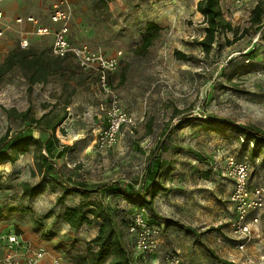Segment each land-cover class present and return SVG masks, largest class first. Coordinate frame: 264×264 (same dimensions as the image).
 <instances>
[{
  "label": "rangeland",
  "instance_id": "1",
  "mask_svg": "<svg viewBox=\"0 0 264 264\" xmlns=\"http://www.w3.org/2000/svg\"><path fill=\"white\" fill-rule=\"evenodd\" d=\"M198 1L108 0L104 7L98 0H67L69 40L117 59L111 84L135 124L132 133L123 129L113 147L97 149L92 142L104 126L105 115L99 107L106 102L95 72L80 70L68 57L57 60L44 82L29 85L27 71L18 66L0 75V137L5 132L15 134L27 124L8 117L6 110L28 108L31 117L46 114L51 122L66 112L51 151L53 162L64 165L63 178L69 185L92 188L119 182L124 188L138 189L151 184L145 167L157 168L153 182H159L160 190L151 205H144V217L154 230L158 251H137L134 235L128 234L132 264H168L170 254L186 264L264 263L263 222L243 250L236 247L230 229L235 217L229 200L233 186L222 175L227 156L248 153L253 185L261 178L263 155L253 163L241 145V134L204 122L228 119L264 132V24L258 30L250 25V11L260 0L240 6L234 0H220L224 19L233 31L219 35L209 54L198 43L205 36L204 18L196 10ZM58 2L4 3L0 65L10 51L23 49L20 40L24 38L28 41L24 49H34L44 60H56L49 53L51 38L36 35L31 26L17 25L16 19L33 17L42 25H51L49 14ZM148 23L159 29L152 44L142 50ZM186 120L190 122L181 123ZM23 132L41 140L46 137L35 130ZM33 147L15 163H0V233L18 231L46 242L60 255L61 264H75L73 255L84 251L99 221L73 230L60 220L64 207L80 200L71 193L62 205L55 203L65 183H52L53 187L49 185L34 197L26 195L20 183L39 181L32 174L37 167ZM59 151L62 155L56 157ZM89 199L110 206L119 222L129 221L137 206L116 190L93 193ZM49 211L50 216L42 217Z\"/></svg>",
  "mask_w": 264,
  "mask_h": 264
},
{
  "label": "trees",
  "instance_id": "2",
  "mask_svg": "<svg viewBox=\"0 0 264 264\" xmlns=\"http://www.w3.org/2000/svg\"><path fill=\"white\" fill-rule=\"evenodd\" d=\"M98 2L100 5L107 7L108 0H98ZM220 3V0H199L196 4L197 12L204 18L205 36H203L198 43L205 54H209L214 41L219 35L225 34L228 31H233L231 24L224 19ZM263 24L264 0H260L250 11V25L258 30ZM158 29V26L154 23L147 24V33L140 49L146 50L152 44L153 39L157 36ZM49 47L51 48V43ZM179 55L184 59L185 56L183 54L179 53ZM53 57L56 60H44V56L32 48L12 50L5 56L3 63L0 65V75L18 66L24 71H27L29 85L35 82H44L46 81L45 75L53 70V65L57 64V60L68 58ZM123 75L124 71H121V81L123 80ZM6 114L10 118L18 119L27 124L23 130H19L15 134L9 135V132H5V134L0 137V163L4 161L15 163L19 155L24 154L30 147L34 146V163L37 167L35 171H32V174L36 175L39 181H37L36 184H30L29 182L20 183V188L26 195L34 197L35 195L43 193L49 185L52 186V183L55 185H62L65 183L67 185H65L63 191L56 196L55 203L62 205L65 198L71 193L79 195L80 200L75 205L65 206L59 216L60 220L73 230H78L84 225L91 226L99 221L97 224V232L91 239L86 241L84 251L73 255L75 264H132L131 245L127 239V235H130L128 227L131 224L132 217H134L133 214L135 210L140 208L144 209L145 204L151 205V201L160 190L159 182H153V179L157 177V168H150V165L145 167V175H147V179L150 180L151 184L148 186L142 185L138 189H135L132 185L124 188L118 184L119 182L102 183L92 188H87L83 184L69 185L68 181L63 178L62 169L64 165L57 166L53 162L51 151L52 143L58 141L55 131L64 121L65 115H67L66 112L57 117L53 122L49 119H45L46 114H42L38 119L31 117L28 108L21 112H17L14 109L6 110ZM189 120L181 123L188 124L190 122ZM204 122L213 125H221L222 128H219L222 130L227 128L241 134L242 136L240 137L244 141L241 142V145L246 148V152L249 151L253 163L260 155H263L264 158V132L259 128L237 124L228 119H208L206 121L204 120ZM24 130H35L46 137L43 140L40 138L37 139L31 134H24ZM250 143L253 144L252 148H249ZM61 155L62 151H59L56 157H60ZM159 162L160 161L157 160L156 164H159ZM112 190H116L117 193L122 195L127 201L137 204L129 221H117L114 210H112L110 206L89 199V196L93 193L102 192L103 194V192H110ZM23 211L26 212L27 210ZM51 214L52 212L49 211L47 214H43L42 217L45 218ZM12 232L21 234L18 231Z\"/></svg>",
  "mask_w": 264,
  "mask_h": 264
},
{
  "label": "built area",
  "instance_id": "3",
  "mask_svg": "<svg viewBox=\"0 0 264 264\" xmlns=\"http://www.w3.org/2000/svg\"><path fill=\"white\" fill-rule=\"evenodd\" d=\"M3 0H0V2ZM248 0H234L236 6L243 5ZM0 8V20L4 17ZM69 5L67 0H59L52 5L49 20L56 25H40L33 17L17 18L16 22L24 20L35 24L34 33L39 36H50L52 39L50 53L55 57H71L82 71L96 73L97 84L106 102L100 104L99 109L104 112L106 125L98 130L92 142L95 148L103 149L113 147L118 141L124 128L130 133L134 128V120L121 107L118 94L114 90L110 76L117 67L115 57L106 56L101 50L90 48L86 44H74L69 40ZM21 48L28 46L27 39L20 40ZM240 142H244L239 138ZM253 144H249L252 148ZM248 148V146H247ZM215 169V168H214ZM260 180L251 185L250 162L247 154L241 157L229 155L224 159L222 175L232 184L230 203L233 205L234 220L230 224L232 235L236 241V247L243 250L250 239L254 229L261 222L264 223V168L261 169ZM144 209H136L132 217L128 232L135 237L134 249L143 253H156L158 244L154 230L147 224L144 217ZM0 244L4 246V252L0 254V264H43L41 263L45 252L41 248H32L26 244L20 234L10 232L0 234ZM168 264H186L175 255L166 256ZM52 264H61L59 258H54ZM257 264H264L259 262Z\"/></svg>",
  "mask_w": 264,
  "mask_h": 264
},
{
  "label": "crops",
  "instance_id": "4",
  "mask_svg": "<svg viewBox=\"0 0 264 264\" xmlns=\"http://www.w3.org/2000/svg\"><path fill=\"white\" fill-rule=\"evenodd\" d=\"M11 1H13V0H3V1L0 2V8L3 10V12H5V9H4V6H3L4 3L11 2ZM5 13H4V17L6 15ZM16 24L17 25H20V26H24V27H30L31 26V28L33 29V31L35 29V24L30 23V22H26L25 20L22 23L16 22ZM39 24L42 25L41 23H39ZM48 26H53V24L51 23V25H48ZM102 123L104 124V126L106 125L105 116L103 117ZM20 235H21L22 240L26 244H28L29 246H31L32 248H41V249L44 250L45 255H44V258H43V260H42L41 263H43V264H52V260L54 258L57 257V258L60 259V255L59 254H55V252H53L51 250V247L48 246V243L43 242V241L40 242L39 240L34 239L32 237L30 238L29 235H26V234H20ZM3 252H4V246L2 244H0V254H2ZM60 262H61V259H60Z\"/></svg>",
  "mask_w": 264,
  "mask_h": 264
}]
</instances>
